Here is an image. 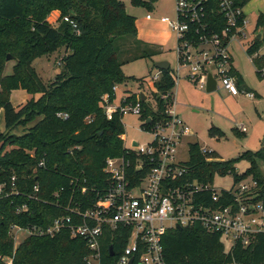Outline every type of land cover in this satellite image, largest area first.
<instances>
[{
  "label": "trees",
  "instance_id": "trees-1",
  "mask_svg": "<svg viewBox=\"0 0 264 264\" xmlns=\"http://www.w3.org/2000/svg\"><path fill=\"white\" fill-rule=\"evenodd\" d=\"M158 1L132 0V3L153 10ZM250 1L235 0L241 8ZM55 12L59 13L58 26L49 22ZM66 17L78 25L80 34L64 20ZM258 22V27H264V16ZM203 24L211 34H221L226 27L218 0L208 1ZM121 40L124 43L119 45ZM263 42L255 37L247 43V53L252 57L257 54L253 64L261 81H264V55L258 52ZM62 48L67 54L61 60L60 72L48 85L37 73L34 62ZM143 49L147 47L138 39L136 18L127 13L120 0H0V112H4L7 129L6 134L0 135V185L10 184L16 176L22 194L0 200V255L13 256L12 226L47 227L55 218L65 215V210L50 202L56 191L62 190L64 199L76 185L98 190L106 187L108 178L103 171L106 159L125 155L121 138L125 128L119 115L107 120L102 97L110 94L114 99L113 88L131 80L123 70L125 61L120 57L124 53L137 59L158 54ZM8 56L13 59L8 61ZM11 62H15L13 72L5 75ZM172 73L171 68L162 72L161 80L155 84L159 94L174 89ZM230 75L236 79L240 92H244L243 77L234 68ZM17 90L26 91L30 98L15 107L11 94ZM159 94L153 93L157 109L149 102H142L145 117H166L168 103ZM129 100L135 103L137 95L133 94ZM60 113L68 118L58 117ZM89 116L94 119L86 122ZM33 122H36L34 126L26 128ZM19 127H25L26 131L14 135L12 132ZM211 130L214 137L222 134L220 129ZM189 152L186 166L191 181L207 184L213 183L217 175L233 174L236 185L252 176L258 182V199L264 200V175L258 164L264 161V148L257 153L246 152L232 161H223L212 150L203 152L199 143L190 144ZM41 161H45V167H39ZM242 161H247L250 167L239 175L236 166ZM36 184L41 186L40 195L48 202L29 199ZM77 195L79 199L83 197L79 192ZM95 196L89 192L87 199ZM25 202L30 211L19 213L17 206ZM110 238L107 235L102 243L103 264L116 261L109 254L111 244L116 251L125 245ZM164 246L167 264H264V234L249 248L228 250L221 236L191 227L168 232ZM88 256L85 240L74 239L68 231H62L54 238L27 237L17 247L14 261L15 264H87Z\"/></svg>",
  "mask_w": 264,
  "mask_h": 264
},
{
  "label": "built area",
  "instance_id": "built-area-1",
  "mask_svg": "<svg viewBox=\"0 0 264 264\" xmlns=\"http://www.w3.org/2000/svg\"><path fill=\"white\" fill-rule=\"evenodd\" d=\"M176 1L177 19H160L178 35V74L174 70L172 73L175 87L163 95L154 88V102L150 103L157 109L153 93L159 94L168 103L166 117H145L142 102H148L149 97L146 95V101H143V92L136 94L135 103L129 100L133 94H127L117 104L119 87L116 85L114 99L110 94L102 97L107 120L112 121L119 115L123 122L127 115L137 116L142 120L140 131L151 134L152 141L147 144L134 141L127 147L124 134L121 138L125 155L106 159L103 169L108 178L106 187L98 190L76 185L64 199L62 190L56 191L50 202L65 210V215L55 218L47 227L12 226L13 256L0 255V264H15L16 249L27 237L54 238L62 231H68L74 239L86 241L89 249L87 264H103L102 243L107 235L112 242L125 243L120 251H116L114 244L109 247V254L111 247L115 252L114 256L110 255L116 258L114 264H167L165 236L179 226L181 229L200 227L209 234L219 235L228 250L249 248L259 235L264 234V200L258 199L256 180L242 181L228 190L219 189L214 182L191 181L187 162L178 161L184 140L193 135L177 111L175 88L182 79L181 73L187 69L186 77L204 89L212 74L218 89L223 88L233 96L240 95L236 79L230 75L234 68L230 46L235 39L248 37L244 8L238 7L235 0H218L226 27L221 34H211L203 24L209 0ZM147 18L152 19L150 15ZM64 20L73 25L76 33H81L69 17ZM162 72L159 70L152 78L154 86L161 80ZM242 93L254 98L252 93ZM58 117L67 119L68 115L60 113ZM93 119L94 116H89L86 122ZM39 167H45V161H41ZM78 192L83 196L80 199ZM89 192L95 193V198L87 199ZM29 194L31 200L48 202L41 197L39 184L34 185ZM19 195L22 194L16 176L10 184L0 185V200ZM17 211L28 213L30 207L25 202L17 206Z\"/></svg>",
  "mask_w": 264,
  "mask_h": 264
},
{
  "label": "rangeland",
  "instance_id": "rangeland-1",
  "mask_svg": "<svg viewBox=\"0 0 264 264\" xmlns=\"http://www.w3.org/2000/svg\"><path fill=\"white\" fill-rule=\"evenodd\" d=\"M120 1L125 4L127 13L136 18L138 39L143 46L147 47L143 50L157 52L158 54L151 58L137 59L129 58L131 56L124 53L125 55L120 57L122 61H125L123 70L131 80L125 84H118L119 90L116 92V103L121 102L125 92L129 94L143 92L149 97L148 102L153 103L152 91H154L155 86L152 78L159 71L156 64L167 62L172 70L178 74V35L171 30L168 24L162 23L160 20L162 17L169 18L171 21L177 19V1L159 0L153 10L136 6L132 3V0ZM246 7L249 19L248 37L246 39H235L230 46V52L233 60L237 63V67L243 72L245 79L242 77L244 81L246 80L245 85L252 92L259 94L261 99H251L245 93L233 97L223 88L208 93L206 89L201 88L193 80L187 78V69H183L182 79L175 88L177 111L193 132V135L184 140L183 146L180 147L178 161L188 162L190 160L189 151L192 143H199L202 148L215 151L223 161H232L246 152L257 153L264 148V81L259 79L253 65V59L257 54L252 57L247 53L248 41H251L252 37H256L254 35L256 33H252L255 24L260 14H264V0H251ZM58 15V13H53L49 17V22L54 26L59 25L56 23ZM148 15L152 17L151 20L147 18ZM260 32H264V27L263 31ZM123 43L124 40H121L118 44ZM135 52L140 53V51ZM66 54L65 48H62L53 55L34 62V68L46 84L49 85L54 81L56 75L60 72L61 60ZM258 54L264 55V42ZM14 65L15 62L8 64L5 75L12 74ZM24 96L27 97V100L30 98V95L24 90L13 91L11 94L12 103L16 106L23 105L27 101H23ZM36 122L28 124L26 128L34 126ZM123 123L125 125L127 147H130L134 141L141 144L152 141L151 134L140 131L142 120L139 117L127 115L124 117ZM26 128L19 127L12 133L21 135L26 131ZM212 128L220 129L222 134L219 137H214ZM6 130L4 112L1 111L0 135L6 134ZM258 164L264 175V161L261 160ZM249 167L247 161H242L236 166L237 173L242 175ZM251 179L252 176H249L244 181L249 182ZM214 184L219 189H231L234 185V175L229 174L225 177L217 175Z\"/></svg>",
  "mask_w": 264,
  "mask_h": 264
},
{
  "label": "crops",
  "instance_id": "crops-1",
  "mask_svg": "<svg viewBox=\"0 0 264 264\" xmlns=\"http://www.w3.org/2000/svg\"><path fill=\"white\" fill-rule=\"evenodd\" d=\"M247 6V5H246ZM244 7V14H245V17H246V19L248 20V22H249V19H248V16H247V13H246V8L247 7ZM56 14L58 13V12H55ZM59 14V13H58ZM59 16V15H58ZM260 16H264V14H260ZM260 16H259V18H260ZM258 21H259V19H258ZM257 21V23L255 24V28L253 29L254 31L252 32V33H256V34H254L255 36H257V35H259V37H260V39L261 40H264V32H260L261 30L263 31V27H258V22ZM249 24V23H248ZM248 29V31H249V27L247 28ZM253 39H251V41H252ZM233 66H234V69H236V71L241 75V76H243L244 77V75H243V72H242V70L241 69H239L238 67H237V63H235V61L233 60ZM254 65V64H253ZM255 67V66H254ZM170 68H171V66H170ZM172 69V68H171ZM255 69H256V67H255ZM244 79H245V77H244ZM246 81V80H245ZM243 91H241V93H242ZM244 92H248V93H254V98H251V97H249V98H251V99H256V98H258V100H260L261 99V96L259 95V94H257V93H255V92H252L251 90H249V88L245 85V91ZM128 92H125V95L127 94ZM129 94V93H128ZM145 94V93H144ZM233 96V95H232ZM239 96V95H238ZM233 97H237V96H233ZM36 98H39L38 97V95L36 96ZM27 100V97H23V101H26ZM22 101V102H23ZM13 105L15 106V107H18V106H16L14 103H13Z\"/></svg>",
  "mask_w": 264,
  "mask_h": 264
},
{
  "label": "water",
  "instance_id": "water-1",
  "mask_svg": "<svg viewBox=\"0 0 264 264\" xmlns=\"http://www.w3.org/2000/svg\"><path fill=\"white\" fill-rule=\"evenodd\" d=\"M256 37H258L260 39L259 35H257ZM12 59L13 58L11 56H8V61L12 60ZM156 68L161 70V71H168L170 69V64L167 62H161V63L156 64ZM206 90L208 93H213V92H216L218 90V82L212 74H210L208 76V82H207ZM141 96H142V100L146 101V95L144 93H142ZM178 229H181V227L179 226ZM114 253H115L114 249L111 247L110 248V255L114 256Z\"/></svg>",
  "mask_w": 264,
  "mask_h": 264
}]
</instances>
